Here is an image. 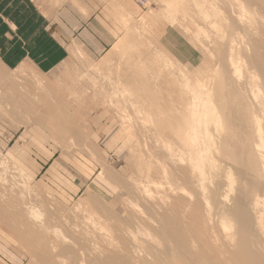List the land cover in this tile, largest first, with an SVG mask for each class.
Instances as JSON below:
<instances>
[{
    "label": "bare ground",
    "instance_id": "6f19581e",
    "mask_svg": "<svg viewBox=\"0 0 264 264\" xmlns=\"http://www.w3.org/2000/svg\"><path fill=\"white\" fill-rule=\"evenodd\" d=\"M155 1H159L158 8L161 6L169 25L182 27L200 47L202 59L193 69H185L163 48L153 49V44L137 28L127 29L124 38L114 45L101 63L88 64L79 49L71 52L94 72L95 80L98 79L96 75L101 74L107 81L108 90H105L106 85L102 87L104 81L101 86H98L100 81L94 83L93 78L91 82L100 93L109 91L105 97L108 101L103 104L117 112L125 127L133 122L131 115L127 114L130 102L133 107L130 105L132 110H129L137 113L132 112L133 117L141 115L135 117L141 120V127L153 129L151 136L162 152L155 159L151 156L143 159L137 141L130 149L138 159L142 176V181L135 185H139L137 188L142 198L150 202L145 210L141 206L145 212H140L142 209L139 208L137 213L140 212V216L133 213L134 220L123 218L127 220L126 223L122 220L123 224L120 218V227L115 225L119 230L114 234L101 217V224L108 230L102 226L97 229L99 224L93 217L95 209L93 214L84 218L83 222L90 223L92 230L96 228L105 235L104 239L101 238L110 248L96 251L97 247L93 252L92 237L89 241L92 252L88 253L91 247L86 246L89 249L86 253L83 251L86 248L76 242L70 246L64 244L66 235L57 230L59 228L52 227L53 235L48 237L55 242H47L45 235L49 233L51 225L48 224L51 222L48 223L50 214L47 211L45 215L42 202V198H46L34 192L30 187L31 178L22 169L0 157L3 188H10L6 178L1 179L7 172L15 175L11 176L12 179L19 181L15 197L9 193L17 184H9L12 190H8L10 197L7 198L15 203L8 208L24 212L23 217L29 223L26 224L29 232L24 238L27 235L36 238L35 241L27 238L29 241L25 242H36L37 249L32 247L35 250L32 253L39 264H264V0ZM139 5L143 6V3L139 2ZM132 35L138 37L139 43ZM111 56L117 57V61L123 60L124 64L120 62L116 66L123 65L125 70L119 71L115 66L118 72L114 70L112 75L109 72V78L102 71L112 61ZM25 70L27 68H18L16 73L23 76ZM153 71L155 76L150 74ZM162 77L165 78L162 84L170 89L164 92L150 90L156 88V81ZM142 78L148 85L155 79L152 82L156 83L150 84L155 87L144 89L146 84L143 85ZM35 88L43 90L41 80L36 81ZM21 94L25 95V92L21 90ZM162 94L165 96L159 97ZM133 96L134 100L128 99ZM36 97L31 104L39 109L42 101ZM122 102L127 109L122 108ZM50 117L54 118L53 115ZM58 126L63 128L59 123ZM69 129L71 132L75 130V125ZM16 155L23 158V155ZM154 172L159 173L164 181L161 182L160 178L153 181L151 174ZM12 179L9 182L15 181ZM150 187H153L152 191L162 190L163 195L154 190L157 192H153L155 197ZM4 198L1 195L0 201ZM4 214L8 217L6 212ZM111 221L114 226L116 220ZM10 225L12 228V222Z\"/></svg>",
    "mask_w": 264,
    "mask_h": 264
},
{
    "label": "rangeland",
    "instance_id": "374dc122",
    "mask_svg": "<svg viewBox=\"0 0 264 264\" xmlns=\"http://www.w3.org/2000/svg\"><path fill=\"white\" fill-rule=\"evenodd\" d=\"M33 1L35 2L36 6H39L41 8L49 9L52 11L57 10V16L58 13L66 5L69 4H72L74 7H77L81 12H83L82 8L75 0ZM81 1L93 2L94 5H99L100 3L109 1L108 11L111 16V20L115 23L120 24L121 28L123 29L120 32L121 34L115 40L114 44L107 50V52L97 58L90 57L81 49L77 48L76 45H72L70 48H68V55L66 60L59 67L46 75L35 74V71L29 66L21 65L12 71H9L4 68L2 64H0V157L22 169L31 178L30 187L34 190V192H38L46 198H42V202H44V207L46 209L45 215H47L48 213L50 214L47 216L48 218H50L48 223L51 222L53 224H48L49 226H51L48 231L49 233L45 235L46 241H54L55 239L53 240V238L50 240L53 235L51 234L53 231L52 228H59L57 230H59L64 236L66 235L65 239L67 238V241L65 240L66 243L64 244L67 245L68 243L67 246H70L72 245V243L76 242L78 245L80 244L82 246L81 247L79 245L81 248H86L83 249V251L85 250L86 253L91 247V251H88V253H90L93 249L91 245L94 246L93 252H95V248L97 247L98 249H96V251H107L110 248H108L107 244H105V242L103 241V237L105 235H101V233H99L100 231L96 230V228L92 230L90 227V223L83 222L86 218H88V214L94 213V209L96 213L98 212L97 214L95 213L93 215V217H97H94L97 225L99 224V227L97 229H99L101 226L104 227L103 225L106 224L107 228L109 227V231L114 234L116 230H119L118 228L120 227V225L118 224V221L120 220V218V222L122 224L128 219L131 220L132 218L134 220L135 214L140 216V212L144 211L145 207L149 206L150 204L149 201L142 198V195L137 188L139 185H135L136 182L140 183V181H142V176H140L141 173L138 170L140 169V167L137 166L138 159L134 157V155H132L134 152L132 154L130 153V149L133 148V145L138 142L137 146H139L137 148H140V155H142L143 159L150 156L154 157L155 159V157L161 155L162 152L158 150V148L156 147L155 139L153 138V136H151L153 135V129L151 130V128H149L148 126L141 127V120L137 118L135 119V117L137 116L140 118L141 115L133 117L134 115H132V112H134L135 114L137 113L135 111H130L133 107L130 102L128 103V105L130 104L132 107L130 105H125L127 106V108L129 107L128 109L126 107H123V102L121 103V106L123 105L122 108H126L129 112H131L129 113L126 110L127 114L131 115L133 121H130L132 124L127 123V127H124L125 124L123 125V122L119 120V115L112 107L110 108L107 106V104H103V102L107 103L108 101L105 97L108 95L107 92L109 91H106V93H100L99 89H95L93 87V84L91 83L93 78V82L97 83L95 81H100L98 82L99 84H97L98 86H101L100 83L104 81L101 74L96 75V78L98 76V79L95 80V77L93 75L94 72L90 68H86L84 61L80 60L79 58L77 59V56L72 55L71 52L79 49L87 58L88 64L101 63L103 59L112 51L114 45L119 40L124 38L127 29L130 28H137L138 30L143 32L145 39L153 44V49L163 48L173 59L177 60L187 70L193 69L201 62L202 52L200 50V47H198V44L194 43V41L189 38V35L187 36L185 30H183L182 27H177V25H169L165 14L162 12L161 6L160 8H158V6L160 5L158 3L159 1ZM139 2H142L143 6L139 5ZM135 3H137L141 9H137V6H129V4L135 5ZM131 8H134L136 14L131 11ZM134 35H132L134 37L133 40H137L138 37ZM137 42L139 43L138 40ZM194 47H196V49ZM111 57L110 60L112 61L110 62V64H106L107 66L105 65L104 67L105 71H102V74L109 78H111V76L108 75L109 72H111V75L113 72L115 74L114 70H116L115 66L117 65V63L119 64L120 62H124L123 60L117 61L118 58H114L115 56L112 59ZM117 66V70L121 71L122 69V72L123 70H125L123 69V65H121L120 67ZM18 68H27V71L25 70L26 72L23 76L17 75L18 73H16V70H18ZM155 73H157V71H155ZM12 74L14 75L13 78H11ZM150 74L154 75V71ZM24 76L26 77L24 78ZM31 77L33 80L31 79ZM35 77L36 81L40 82L41 80L43 88L42 91L37 90L39 87L35 88ZM162 78L160 81V78L158 79V81H156L158 83L156 88H154L155 86L153 87V85L156 83H153L155 79H152L154 81L152 82L151 80L150 82V84L152 83L153 85L146 84L147 80L145 82V79L143 78V80H140L143 82V85L144 83L146 84L144 85L146 87H143L144 89H147V87L148 89H150L152 87L154 89L150 90H161L162 92H164L163 90L167 91L170 89V87H166V85L162 84L163 80L165 79L164 77ZM30 80L32 81L30 82ZM102 84V87L105 88L104 86L106 85L105 90H108L107 81H104ZM159 85L161 87H159ZM21 90L25 92V95L21 94ZM36 96H38V98L42 101V106L39 109L33 108L31 104L34 97L37 98ZM162 96H165V94H162L159 97ZM125 98L127 99V97ZM128 99H131L132 101L134 100V96L133 98ZM134 106H136V104H134ZM51 115H53L54 118L50 117ZM100 117H103V119H99ZM58 123L61 127H63L62 129L58 126ZM71 125H75L76 131L72 130L71 132V130L69 129ZM110 127L118 132L120 131L118 142H109L108 144L102 143L103 138L101 137V134L99 132H101L100 130L103 129H105L104 131L107 132ZM143 148H145V151ZM17 153L21 156L23 155V158L18 157V155H16ZM143 159L140 162H142ZM168 166L166 165V168ZM6 174V177L2 174L3 176L1 177V179L6 178L7 184L10 188L13 184H17L19 182L17 181V179H12V177H15V175L11 174L10 172H7ZM10 177L16 182H9V180H11ZM160 177L161 176H159V173L154 172V174H151V178L153 179V181L156 179L155 182ZM93 179H103L109 185L111 184L110 187H112L114 195L110 200H105L98 192L93 189V187L89 186L91 180ZM163 181L164 180L162 179L161 182ZM10 183L12 185H9ZM17 186L18 184L14 185L13 189H17ZM1 187H4L3 182H0V188ZM5 188L7 189V191H5ZM5 188H3V190L0 189V196L2 195L3 198L5 196L6 198L10 197V195L14 194V192H18V189L12 190L11 188L12 193L9 191V195L8 190L10 188H8L7 186ZM152 188L150 189L152 194L153 192H161L160 195H163L162 190L160 191L153 189L152 191ZM136 190H138L139 192H137ZM154 190H156L157 192ZM2 192H4V194ZM16 194H14L13 196L15 197ZM10 200L11 198H4L2 201H0V264H39L37 262L38 259L35 260V258L33 257V253H35V250L37 249V246L36 249L34 246L36 245V242L34 243L33 241H31L33 239L35 241L36 238L34 235H32V237L30 238L27 235L26 239L24 238V236H26V233L29 232V226H26V224L29 225V223H27L28 221L26 222L25 216L23 217L24 212L22 214L21 209L20 211L19 209L12 210V208H8L10 204L12 205L13 202L12 200ZM38 202L40 203V201H37V203ZM129 203L131 205H135V207L131 206ZM92 206L96 208H92ZM141 206L144 207V210ZM14 208H16V206H14ZM48 208H50L51 212L50 210H48ZM134 208L137 209L135 210ZM139 208L142 210H140ZM138 209L140 210L139 213H137ZM11 210H15L14 213ZM82 211H85V214L87 215L81 214L83 213ZM4 212H6L8 217L4 214ZM101 212L102 214L100 215ZM114 217L117 218L115 219ZM123 218H126L127 220H124ZM12 219L13 221H11ZM98 219L103 220L104 222H102L104 224H101V220L99 222ZM111 220H113L114 222L116 220L117 223L115 222L113 224L114 226H112L113 222ZM11 222L12 228L11 225L9 226ZM13 223L14 225L16 224V227H14ZM115 225H119V227L117 226V228ZM13 227L16 228V230L14 229L15 231L13 230ZM84 228L86 229L84 230ZM112 228L115 231L111 230ZM65 230L68 231L67 234ZM78 230H80V232H78ZM83 234L89 237L87 238ZM49 235L51 237H48ZM78 235L80 236V238ZM27 238H32L30 240L31 243L25 242V240L29 241ZM81 238H83L82 240L86 238V240H84V242H86L80 243V241H82ZM91 238L93 244L90 245L89 241H91ZM77 239L79 241H77ZM87 242H89L88 245ZM66 245L64 246L67 247ZM86 246L89 247V249ZM32 247L35 250L32 249ZM32 258L34 259V261L32 260Z\"/></svg>",
    "mask_w": 264,
    "mask_h": 264
},
{
    "label": "crops",
    "instance_id": "0c3cea01",
    "mask_svg": "<svg viewBox=\"0 0 264 264\" xmlns=\"http://www.w3.org/2000/svg\"><path fill=\"white\" fill-rule=\"evenodd\" d=\"M75 1L83 12L69 4L57 16V10L36 6L33 0H0V64L9 71L29 66L36 74L46 75L66 60L72 45L92 58L105 54L123 30L111 20L109 1L99 5ZM129 6L141 9L137 3ZM131 11L136 14L134 8ZM104 130L99 132L102 143L118 142L120 131ZM106 183L93 179L89 186L110 200L114 192Z\"/></svg>",
    "mask_w": 264,
    "mask_h": 264
}]
</instances>
